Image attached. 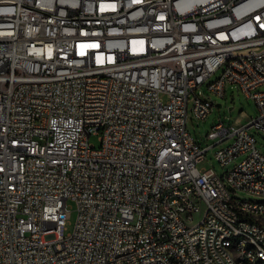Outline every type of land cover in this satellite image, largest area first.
I'll use <instances>...</instances> for the list:
<instances>
[{"label":"built area","instance_id":"1","mask_svg":"<svg viewBox=\"0 0 264 264\" xmlns=\"http://www.w3.org/2000/svg\"><path fill=\"white\" fill-rule=\"evenodd\" d=\"M228 83L258 116L202 148L190 97L206 119L197 89ZM263 86L264 0H0V264H255ZM212 147L223 167L244 156L235 173L199 167Z\"/></svg>","mask_w":264,"mask_h":264},{"label":"rangeland","instance_id":"2","mask_svg":"<svg viewBox=\"0 0 264 264\" xmlns=\"http://www.w3.org/2000/svg\"><path fill=\"white\" fill-rule=\"evenodd\" d=\"M222 73V69H219L213 75L210 76L207 82H212L218 78ZM264 91V86L260 88ZM197 93L206 96L211 99L214 103L212 112L206 119H195L192 116L193 107V93L189 101L190 117L188 121V128L199 142L202 148H206L214 143L215 140L208 138V134L211 132L212 127L217 124L220 120L224 121L228 126L233 124L239 119L240 124L247 123L251 117L256 118L258 116V108L253 97L248 96L235 84H226L224 95H219L208 89L207 85L204 84L197 89ZM221 105V106H219ZM252 133L257 141L258 149L264 153V131L252 129ZM89 143L96 147L100 146L99 136L92 135L89 139ZM218 147L210 148L206 153L205 159L199 163L200 168L213 169L217 174L223 175L225 172H230L237 163L241 162L244 156H240L230 165L223 167L215 159L214 154ZM238 197L244 200H260V197L251 195L249 193L239 191ZM70 206V217L67 232H72L76 219H77V206L73 201L69 202Z\"/></svg>","mask_w":264,"mask_h":264},{"label":"bare ground","instance_id":"3","mask_svg":"<svg viewBox=\"0 0 264 264\" xmlns=\"http://www.w3.org/2000/svg\"><path fill=\"white\" fill-rule=\"evenodd\" d=\"M232 62H240L241 54H230V58H224L223 68H230ZM226 173H235V167ZM264 182V174H263ZM256 220H264V213H256ZM248 238H254V231L252 230H243V232L236 233V242L247 241ZM232 250H240V243H232ZM248 250L251 251V262L255 264H264V254L259 253L258 242H249ZM117 257H126V250H117ZM239 264V263H232Z\"/></svg>","mask_w":264,"mask_h":264},{"label":"water","instance_id":"4","mask_svg":"<svg viewBox=\"0 0 264 264\" xmlns=\"http://www.w3.org/2000/svg\"><path fill=\"white\" fill-rule=\"evenodd\" d=\"M219 106H221V105H219Z\"/></svg>","mask_w":264,"mask_h":264}]
</instances>
